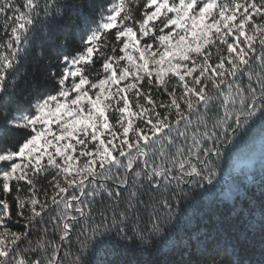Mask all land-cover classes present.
I'll list each match as a JSON object with an SVG mask.
<instances>
[{"label":"snow or ice","instance_id":"snow-or-ice-1","mask_svg":"<svg viewBox=\"0 0 264 264\" xmlns=\"http://www.w3.org/2000/svg\"><path fill=\"white\" fill-rule=\"evenodd\" d=\"M0 17V264H84L73 236L83 249L109 219L146 213L162 233L185 186L218 180L229 138L264 123V0H0ZM46 41L49 86L22 101ZM245 219L264 233V210ZM221 224L164 245L241 264L247 233Z\"/></svg>","mask_w":264,"mask_h":264},{"label":"trees","instance_id":"trees-1","mask_svg":"<svg viewBox=\"0 0 264 264\" xmlns=\"http://www.w3.org/2000/svg\"><path fill=\"white\" fill-rule=\"evenodd\" d=\"M74 2L87 4L88 0ZM84 10L87 11L86 8ZM77 11L70 12L66 17L60 27L61 33L69 26L75 30ZM92 15L95 16V13ZM2 25L3 17H0V31H3ZM74 47H81L78 37L74 41ZM35 51H44L48 55L37 63L30 54L22 66L21 72L26 71L28 75L26 83L23 77L19 81L23 89L20 96L22 101L30 91L34 95L45 92L49 85L42 78L43 74L56 67L55 56L51 55V41L44 42L43 48H37ZM229 139L230 143L221 148L218 180L213 186L207 185L206 182H202L203 187L185 186L184 190L188 196L178 198V204L173 202L176 218L168 223H160L162 233L150 232L152 222L146 213L142 215V219L128 220L118 228H112L109 219L110 230L104 231L102 227L95 236L89 231L88 235L92 238L86 241V247L83 249L74 235L71 245L73 255H81L84 264H173V261L200 264L210 258V244L203 252H198L195 246L190 249L183 246L166 248L164 240L168 234L174 239L182 240L196 229L213 231L217 228V223L222 222L220 226L236 237L247 233L246 239L241 241V264H259L261 253L264 251V233H261L259 228L249 231L245 217L250 215L258 219L264 210V123L257 122L247 131L238 132L234 139ZM229 192L235 194L231 199L225 195ZM100 207L101 203L97 201V209ZM237 208L240 209L239 215L233 216V210ZM96 223H100L98 215ZM138 233H142L143 239Z\"/></svg>","mask_w":264,"mask_h":264}]
</instances>
